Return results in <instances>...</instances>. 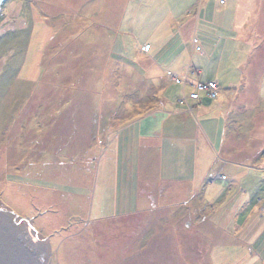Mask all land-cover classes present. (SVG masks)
Masks as SVG:
<instances>
[{"label": "rangeland", "instance_id": "374dc122", "mask_svg": "<svg viewBox=\"0 0 264 264\" xmlns=\"http://www.w3.org/2000/svg\"><path fill=\"white\" fill-rule=\"evenodd\" d=\"M82 1L86 2L79 6ZM110 1H116L111 6L119 11L108 21L104 16L101 18L102 14L96 18L80 15L81 8L92 0H6L2 6L0 252L6 258L17 260L18 232L22 230L37 234L41 240L38 256L41 264H264L260 255V252L264 254V164L260 165L264 155L257 158V166L250 169L252 171L232 167L231 173L229 166L225 170L233 179L241 173L239 183L246 192L235 187L232 196L221 201L219 187L216 194L205 197L206 202L199 204L193 214L184 209L186 218H169V210L159 202L144 212L131 216L126 213H132L136 204L135 161L140 157L136 153L133 119L143 117L148 97L141 98L152 90L138 52L143 40L157 32L156 26L162 18L157 8L163 0ZM165 1L176 13H181L177 9L186 2L195 3V0ZM203 1L206 0L200 3ZM215 1L222 6L221 0ZM216 11L219 12L218 8ZM182 12L185 11L182 9ZM65 22L73 28L63 29ZM179 25L180 21L176 27ZM254 26L255 23L249 27L248 34L255 35ZM257 35L260 40L261 34ZM66 36L70 38L67 43ZM81 38L95 45L81 52L89 60L61 66L64 59L58 58L59 51L66 49V56L74 55L69 48ZM102 38L116 45L113 55L107 54L112 56L114 72L93 84L90 71L97 72L105 66H101V60H95V57L106 56L96 50V46H102L97 43ZM259 40L242 43L243 70L249 67L251 47ZM225 67L227 69L226 64ZM192 75L190 72L189 76L182 77L183 83H171L163 92L168 99H175L184 111L189 110L188 114L193 109L191 102L199 99L197 91H206L199 87L190 89L193 85L188 81L193 79ZM94 85L96 87L88 92L101 101V107L96 109L91 108L92 98L84 93ZM56 87L68 89L59 93ZM70 88H75L79 97L64 109L60 104L68 97ZM190 90L196 91L197 99H191ZM241 93L243 99L252 97V102L259 105L257 94L264 97V91L251 92L254 96L250 92ZM207 101L222 103L219 107L227 108L224 107L227 102L219 96L208 93ZM259 105L247 114H240L241 119L249 122L255 119L254 126L247 122V127L234 125L228 130L229 137L233 134L241 137L236 144L239 148L252 138L249 144L253 154L264 150V139L252 135L264 118V103ZM67 108L74 109L77 115H71ZM126 111L135 114V118ZM58 113H61L60 118ZM126 113L127 117H122ZM115 117L120 118L114 120ZM114 125L119 127L116 132ZM89 134L92 146L84 155L83 140ZM155 156L158 157V153ZM167 156L173 154L166 153L164 157ZM141 157L146 158V155ZM178 159H181L180 154L175 152L173 160ZM221 167L220 162L217 169ZM154 168L150 172L152 177L158 173V168ZM237 170L239 172H235ZM242 173H250V177L244 178ZM145 175L144 171L143 183L148 182ZM116 176L123 194L115 187ZM151 188L152 196L157 199L161 188L158 185ZM239 192L241 197L229 202L230 197ZM140 208H144L143 204ZM118 210L119 213L114 214ZM13 218L15 223L11 222ZM23 241L24 247L31 248L30 236H25ZM224 245L226 248L220 250ZM213 247L218 248L211 251Z\"/></svg>", "mask_w": 264, "mask_h": 264}, {"label": "crops", "instance_id": "0c3cea01", "mask_svg": "<svg viewBox=\"0 0 264 264\" xmlns=\"http://www.w3.org/2000/svg\"><path fill=\"white\" fill-rule=\"evenodd\" d=\"M85 2L82 1L79 6ZM200 2L201 0H195V3L189 5L186 2V5H181L177 9L181 13H176L163 0L157 8V11H161L162 14L161 21L156 26L157 32L155 31L154 36L145 38L139 47L138 58L140 57L145 71L144 76H148L151 83L149 88L152 90L142 95L141 99L148 97L146 106H143L146 109L143 117L136 119L135 114L132 115L131 112L126 111L135 118L132 124L135 128L133 136L137 137L136 153L140 156L135 161L137 163V182L134 186L136 204L131 210L132 213L126 212L130 216L144 212L152 206L155 207V202H159L161 207L169 210V218L173 216L186 218L187 214L184 213V209L187 208V212L190 215L193 214L198 210L199 204L206 202L208 195L217 193L219 187L222 190L219 194V197H222L221 201L227 200L230 194L232 196V189L235 187H238V191L240 187L241 192H246L242 189V183H239L241 173L238 170L235 171L239 173L233 179L232 174L227 175L225 172L228 166L231 168V173L232 167L242 168L241 171H243V169L250 170L257 166V154H253L250 147L253 139L248 138V144L239 148L236 144L241 137L235 134L229 137L228 130L234 125L239 128L246 126L249 121L241 119L240 114H247L259 105L252 102L254 100L252 97L243 99L241 92L264 91V0H221L222 6L215 0ZM112 3L110 0H92L91 3L82 7L79 13L87 16L85 18H96L102 14L101 18L104 16L108 21L112 15L117 16L119 11L115 9V6H111ZM217 8L219 12L216 11ZM179 21L180 27H176ZM254 23L255 35L248 34L249 27ZM64 24L63 29L73 28L69 26L70 23L65 22ZM257 34H261L259 35L262 36L260 40ZM69 39L67 38L65 42H69ZM255 39L259 41H256L257 45L251 47L249 67L243 70V64L240 61L242 43H252ZM97 43H102V46H96V50L106 53V56L100 57L101 59L95 57V60H101V66H105L103 70L100 69L97 72L91 70L90 74L91 72L97 73L101 79L105 80L114 72L110 55H113L116 45L109 42L107 38H102V41L97 40ZM72 44L74 46L69 48V52L74 55L66 56V49L58 53V58L64 59L63 65L69 62L67 60H73L72 64L75 65V59L81 58L83 55L81 52L86 47L94 48L95 46H91L92 42L86 38L75 40ZM60 45L64 46L63 43ZM146 45H150L148 53L143 51ZM109 52L110 55L107 56ZM227 61L229 64L226 63ZM191 70H194L193 79H189L188 83L190 82L194 88L190 87V89L195 90L200 83L217 82L219 89L216 98L219 96L221 100L227 102L224 106L227 110L219 107L222 103L218 105L207 101V91H197L199 99L191 102L193 109L190 114H188L189 110L184 111L180 108L175 99H168L166 93L163 94L171 83L176 84L172 78L174 75L181 78L189 76ZM76 74L74 71L75 77ZM95 87L96 85L88 88L94 89ZM135 90L138 89L135 88ZM194 90H190V94L196 92ZM224 90L229 93L218 94ZM251 94L254 96L253 93ZM257 96L261 104L259 106H262L264 97L260 93ZM95 99L98 100L97 97ZM104 103L105 100L102 106ZM98 104L100 108V100ZM127 113L122 117L126 118ZM119 118L115 117L114 120H119ZM254 121L256 120L253 119L249 123L253 125ZM258 125H260V130H258ZM114 127L113 131L116 132L119 127L118 125ZM252 135L257 139H264V118L257 124V130L255 129ZM170 152L173 156L175 152H179L181 159L176 162L173 156L164 157ZM156 153L158 157L155 156ZM142 155H146V158H142ZM243 155L247 156L241 159ZM220 162L222 167L217 169V164ZM263 164L264 162L260 163V165ZM102 167L105 171L106 163ZM154 167L158 168V173L153 174L152 177L150 172L152 168L156 169ZM144 171L147 183L142 182ZM243 176L244 178L250 177V173L243 174ZM216 184L220 185L216 186ZM154 185L161 188L157 199L151 194L153 189L151 187ZM115 187L119 188L120 194H123L120 191L117 176ZM240 195L239 192L236 196L230 197L229 202H233L236 197H241ZM116 198L115 196V202ZM140 204H143V209L140 208ZM117 213L119 210L114 212V214ZM225 246L220 250L225 249ZM216 248L218 247H213L211 251ZM260 255H263L264 259V254L260 252Z\"/></svg>", "mask_w": 264, "mask_h": 264}, {"label": "bare ground", "instance_id": "6f19581e", "mask_svg": "<svg viewBox=\"0 0 264 264\" xmlns=\"http://www.w3.org/2000/svg\"><path fill=\"white\" fill-rule=\"evenodd\" d=\"M10 221V220H9ZM11 222H16L13 218ZM18 241L16 251L18 252V259L6 258L2 252H0V264H41L39 261V253L41 251V240L37 234H30L29 232L23 233L22 230L18 232ZM25 236H30L31 248L24 247ZM16 253V252H15Z\"/></svg>", "mask_w": 264, "mask_h": 264}, {"label": "trees", "instance_id": "16d2710c", "mask_svg": "<svg viewBox=\"0 0 264 264\" xmlns=\"http://www.w3.org/2000/svg\"><path fill=\"white\" fill-rule=\"evenodd\" d=\"M88 59V56L87 57H84V54L81 56V58L78 60V58H76L75 59V63L77 64L78 62L79 63H82V61L83 60H87ZM91 59H93V58H91ZM89 60V59H88ZM87 60V61H88ZM67 61H69V63H70V65H72V63L71 62H73L72 60H67ZM91 62H92V60H91ZM63 64H61V66H62ZM98 74L97 73H94L93 74V72H91V81L92 82H95V81H97V80H100L101 79V77L99 76V77H96ZM85 79V78H84ZM70 86V85H69ZM73 87V86H72ZM54 89H56V90H59V93H60V91L63 93V91H65V90H67L66 88H64V90H63V88L62 87H56V88H54ZM63 90V91H62ZM87 90V91H86ZM86 90L84 91V93H88V95L92 98V104H91V108L93 107V108H99V106H97V104H98V101H99V97L97 96V95H94L95 97H97V99L98 100H96V99H94L92 96L93 95H91L89 92V88L87 89L86 88ZM69 91L70 92H68V97H66L64 100L65 101H61V104H60V107H63L64 109H65V107H67V106H69V104H71L72 103V105L75 103V100H77L78 99V97H79V92H76L75 91V88H70L69 89ZM89 91V92H88ZM61 96V95H60ZM82 96V95H81ZM63 98V97H62ZM99 105V104H98ZM92 108V109H93ZM66 110H69V113H71V115L73 114L74 116L75 115H77V114H74L73 113V111H74V109H66ZM66 110H63V111H66ZM92 112H94V111H92ZM59 114V113H58ZM57 114V116H59V118L61 117V113L58 115ZM50 115V117L51 116H53V114L51 113V114H49ZM70 115V116H71ZM70 116H68V117H70ZM67 117V118H68ZM58 118V117H57ZM49 122H50V120H49ZM84 141V146L82 147L83 148V153H84V155H87V153H86V151H87V149L90 147L91 148V144H92V141H93V139H92V136L89 134L88 136H87V138L85 139V140H83ZM101 142V141H100ZM78 149H80V148H78ZM82 150V149H81ZM81 152V151H80ZM258 152L259 153H256L257 154V157L259 158V157H262L263 155H264V150H258ZM259 155V156H258ZM210 252V251H209ZM207 256H208V251H207Z\"/></svg>", "mask_w": 264, "mask_h": 264}, {"label": "built area", "instance_id": "2783aa9c", "mask_svg": "<svg viewBox=\"0 0 264 264\" xmlns=\"http://www.w3.org/2000/svg\"><path fill=\"white\" fill-rule=\"evenodd\" d=\"M149 50H150V45H146L143 48V51L148 52ZM191 71L193 74L194 70H191ZM172 78L174 79V81L176 83H183L184 82L183 78L179 77L178 75H174ZM198 87L201 90L208 91V93L213 97H216L217 91L219 89V85L217 84V82L200 83ZM197 98H198V94H196V93L191 94V99H197Z\"/></svg>", "mask_w": 264, "mask_h": 264}, {"label": "water", "instance_id": "95a60500", "mask_svg": "<svg viewBox=\"0 0 264 264\" xmlns=\"http://www.w3.org/2000/svg\"><path fill=\"white\" fill-rule=\"evenodd\" d=\"M5 2H6V0H0V12H1L2 6L4 5Z\"/></svg>", "mask_w": 264, "mask_h": 264}]
</instances>
